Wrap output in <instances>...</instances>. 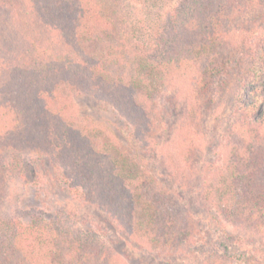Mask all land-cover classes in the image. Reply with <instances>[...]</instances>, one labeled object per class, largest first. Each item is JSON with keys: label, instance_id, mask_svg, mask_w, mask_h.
I'll use <instances>...</instances> for the list:
<instances>
[{"label": "trees", "instance_id": "trees-1", "mask_svg": "<svg viewBox=\"0 0 264 264\" xmlns=\"http://www.w3.org/2000/svg\"><path fill=\"white\" fill-rule=\"evenodd\" d=\"M115 6L0 0V203L10 154L46 152L75 170L84 200L100 198L131 243L192 253L196 264H264V247L246 240H264V0H179L147 45L124 40ZM85 91L106 97L140 138L125 148L75 116L70 103ZM225 92L226 129L211 105ZM197 138L216 161L196 189ZM145 157L173 188L195 190L207 223L197 226L193 205L164 189ZM72 214L0 221V264H113L77 238Z\"/></svg>", "mask_w": 264, "mask_h": 264}, {"label": "rangeland", "instance_id": "rangeland-1", "mask_svg": "<svg viewBox=\"0 0 264 264\" xmlns=\"http://www.w3.org/2000/svg\"><path fill=\"white\" fill-rule=\"evenodd\" d=\"M116 13L121 19L120 27L123 30L124 40L132 37L135 41L151 44L154 42L155 32L159 30L167 20V15L177 5L179 0H114ZM91 4L94 0H88ZM111 3H107L109 7ZM221 47V46H220ZM221 49V48H220ZM71 94V93H70ZM203 102L199 101L198 105ZM72 112L85 123L99 126L102 132H106L117 140L122 146L130 145L134 138L130 131L126 119L120 111L114 107L104 96L82 92L73 96ZM211 105H219L217 113L223 128L226 129L229 123L230 108L227 92L220 93L212 100ZM201 138H197V148L194 153V171L189 184L197 189L202 168L209 161H216L210 148L205 147ZM131 145H134L133 143ZM134 147V146H133ZM11 158L7 162V174L5 178L4 196L0 203V221L5 218L14 217L22 219V223L33 219H41L45 223L62 220L64 211H73L71 219L67 218V224L74 229L77 238L87 245L98 247L103 255L110 259L113 264H196L194 254L189 256H178L160 252L155 248L141 247L129 241L123 234L121 225L117 218L112 217L106 211L105 205L98 197L93 202L87 203L81 190L77 188V178L75 170L66 163L52 158L46 152L27 151L20 155L10 154ZM213 159V160H212ZM145 163L149 171L154 173L158 182L164 184V189L172 191L178 195L186 196V199L194 207V221L197 226L207 223L204 220V208L199 209V204L194 195L188 194L191 187L173 188L171 182L162 173L159 162L149 157H145ZM30 176L27 182L21 178L22 172ZM28 176V177H29ZM179 184V183H178ZM185 189H187L185 191ZM175 190V191H174ZM80 193H79V192ZM88 198H92L88 196ZM194 201V202H192ZM196 210V211H195ZM68 217V216H67ZM63 221H66L63 220ZM223 221L227 231L237 237L246 235L241 228L236 229ZM67 225V226H68ZM212 226V224H210ZM248 244L251 242L264 247L262 237L247 234ZM213 232L207 235L209 243L213 242ZM258 246V245H257Z\"/></svg>", "mask_w": 264, "mask_h": 264}]
</instances>
